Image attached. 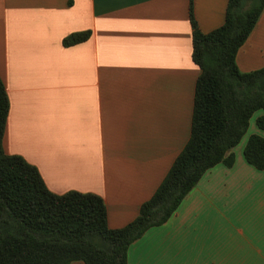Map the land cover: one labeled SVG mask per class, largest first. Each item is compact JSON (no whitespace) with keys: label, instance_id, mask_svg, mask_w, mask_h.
<instances>
[{"label":"crops","instance_id":"0c3cea01","mask_svg":"<svg viewBox=\"0 0 264 264\" xmlns=\"http://www.w3.org/2000/svg\"><path fill=\"white\" fill-rule=\"evenodd\" d=\"M228 0H192L198 29ZM190 0H0V77L9 99L3 148L55 194L93 193L107 224L132 222L190 137L195 83ZM91 31L65 47L72 33ZM264 68V9L236 55ZM202 176L170 219L128 249V264H264V170L244 158ZM71 264H84L74 261Z\"/></svg>","mask_w":264,"mask_h":264},{"label":"trees","instance_id":"16d2710c","mask_svg":"<svg viewBox=\"0 0 264 264\" xmlns=\"http://www.w3.org/2000/svg\"><path fill=\"white\" fill-rule=\"evenodd\" d=\"M264 0H228L224 23L202 33L193 16L192 61L195 83L190 137L137 217L119 229L107 224L104 200L93 193L51 192L38 169L22 156L9 155L3 138L9 99L0 77V264H128L129 247L149 229L165 224L206 171L231 167L232 150L250 119L264 111V68L241 72L236 55L254 29ZM91 31L65 37L63 46L87 41ZM264 130V116L256 119ZM244 158L264 170V138L249 136Z\"/></svg>","mask_w":264,"mask_h":264}]
</instances>
